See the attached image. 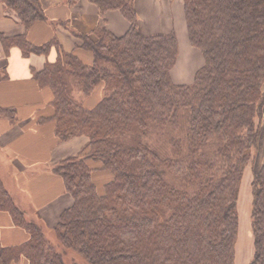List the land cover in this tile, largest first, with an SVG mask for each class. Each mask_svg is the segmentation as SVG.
<instances>
[{
    "label": "trees",
    "instance_id": "16d2710c",
    "mask_svg": "<svg viewBox=\"0 0 264 264\" xmlns=\"http://www.w3.org/2000/svg\"><path fill=\"white\" fill-rule=\"evenodd\" d=\"M88 1L102 16L121 12L128 31L116 36L100 25L77 34L82 43L70 53L55 36L35 44L27 33H0L6 56L18 49L47 58L42 70L32 68L53 94L52 114L39 123L53 124L59 143L89 140L52 169L73 198L54 227L63 252L0 182V212L28 234L21 245L0 244V264H68V250L88 264H236L240 187L264 114V0H184L190 42L205 58L191 85L171 77L174 32L142 34L134 0ZM0 3L27 30L49 20L40 0ZM75 89L99 99L88 106ZM0 118L18 121L13 109L0 108ZM154 132L167 148L150 143ZM100 173L108 177L101 189ZM251 186L249 264H264V161Z\"/></svg>",
    "mask_w": 264,
    "mask_h": 264
},
{
    "label": "crops",
    "instance_id": "0c3cea01",
    "mask_svg": "<svg viewBox=\"0 0 264 264\" xmlns=\"http://www.w3.org/2000/svg\"><path fill=\"white\" fill-rule=\"evenodd\" d=\"M40 1L49 20L35 24L30 30L0 3V33L6 37L27 33L35 44H42L55 36L63 50L70 53L82 43L77 34L93 35L100 25L116 36H123L129 29V22L121 12L109 11L102 16L98 7L88 0ZM134 1L142 34H176L178 58L171 77L174 75L179 80L174 82L176 85L193 84L182 81L192 77L195 80L194 73L199 69L195 70L197 68L193 65H202V52L190 42L184 0ZM81 56L85 62L91 63L90 55L81 53ZM183 57L187 59V67L186 71L180 72L179 64ZM46 60L45 56L35 54L24 58L18 49H12L6 56L0 41V108L15 110L18 118L15 124L0 118V182L26 211L29 219H35V212L56 226L61 213L73 204V198L66 191L62 178L55 175L52 169L61 160L78 155L89 140L86 136H78L59 143L54 125L39 123L40 118L52 114L53 94L49 88L39 86L32 76V68L42 70ZM5 75L7 78L3 79ZM98 99L96 93L86 103L92 106ZM96 177L108 178L101 173ZM26 240L28 234L14 225L8 213L0 212V244L4 247L16 246ZM12 264L29 262L21 258Z\"/></svg>",
    "mask_w": 264,
    "mask_h": 264
},
{
    "label": "rangeland",
    "instance_id": "374dc122",
    "mask_svg": "<svg viewBox=\"0 0 264 264\" xmlns=\"http://www.w3.org/2000/svg\"><path fill=\"white\" fill-rule=\"evenodd\" d=\"M134 7H135V1H134ZM139 20V17H138ZM199 51V50H197ZM201 55V66L196 67L197 64L194 63L193 68H197L195 70L200 69L202 66L205 64L204 57ZM192 59V58H190ZM187 59L184 57L182 58L181 63L179 64V68L181 69L180 72L186 71L187 67ZM176 67V65H175ZM174 67V68H175ZM174 71V69H173ZM197 71H195L194 76ZM172 80L173 82H179L178 79L174 75H172ZM194 81V77H192L190 80L184 79L182 82L184 84H191ZM263 94H264V88H263ZM103 95V93H101ZM74 96L79 100V101H84L86 102L87 99L83 96V94L78 91L77 89L74 90ZM84 99V100H83ZM85 104V103H84ZM150 143L157 147L158 149H165L167 148L166 145V140L163 138L161 134H158L157 132H154L151 136ZM87 138V137H86ZM88 139V138H87ZM251 161L248 164L246 168V172L244 174L242 184L240 187V193H239V200H238V213H239V236H238V242H237V249H236V264H249L255 254V239H254V233H253V227H252V202H253V192H252V180L253 176L255 173L258 172L259 168L261 167L263 161H264V114L263 118L261 120V137L260 141L258 143L257 149L252 151L251 155ZM4 161V160H3ZM105 182V179H96V184L97 186L101 189L103 184ZM73 205V204H72ZM71 205V206H72ZM70 206V207H71ZM69 207V208H70ZM31 210V209H30ZM35 220L39 222L45 231V234L48 238L49 241H51L53 244H56L57 247L60 249V252H63V248L59 247V243L57 240V236L54 230L55 226H52L47 219H43L39 217L35 212ZM62 214V213H61ZM31 216V215H30ZM61 216V215H60ZM66 261L68 264L70 262H76L79 264H88L87 261L85 260L84 257H82L80 254L68 250L67 252L63 253Z\"/></svg>",
    "mask_w": 264,
    "mask_h": 264
}]
</instances>
